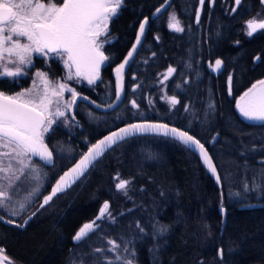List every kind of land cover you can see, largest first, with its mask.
Listing matches in <instances>:
<instances>
[{"label": "trees", "instance_id": "trees-1", "mask_svg": "<svg viewBox=\"0 0 264 264\" xmlns=\"http://www.w3.org/2000/svg\"><path fill=\"white\" fill-rule=\"evenodd\" d=\"M199 1L172 0L182 34L159 29V44L143 40L134 51L123 73L124 97L113 110L103 113L104 129L94 133L104 115L78 101L66 119L56 118L45 133L53 152L51 166L31 158L41 171L38 177L29 167L14 177L0 175V185L10 196L8 208L36 189L34 199L16 215L0 208L13 223L32 214L23 228L0 222V248L13 264H264V124L248 125L232 109L236 97L264 75V30L244 37L241 25L259 8V0H244L239 12L245 7L249 11L234 16L228 13L231 0L212 4L205 0V12L197 19ZM160 2L123 0L118 15L109 21L107 34L98 41L108 57L100 78L92 85L85 79L75 84L78 92L101 105L113 101L110 70L130 49L138 21ZM164 18L162 14L149 24L161 26ZM257 54L262 59L255 63ZM216 55L225 65L214 78L204 66L207 58ZM34 60V67L48 77L61 78L64 68L59 61ZM169 67L175 71L165 80ZM29 73L30 69L22 79L0 82V90L19 91L29 84ZM161 89L179 103L173 106L164 101ZM136 119L173 124L200 140L215 163L220 187L197 153L184 144L161 135H138L112 146L75 186L39 207V198L56 176L88 144L115 124ZM117 174L129 181L125 190L115 187ZM105 202L108 212L97 219ZM244 202L262 205L238 208ZM223 206L221 228L219 208ZM93 220L98 227L81 241H73L76 230ZM110 241L115 242V251L108 250L113 249ZM69 248L87 250L67 252ZM219 248L222 258L217 255Z\"/></svg>", "mask_w": 264, "mask_h": 264}, {"label": "snow or ice", "instance_id": "snow-or-ice-1", "mask_svg": "<svg viewBox=\"0 0 264 264\" xmlns=\"http://www.w3.org/2000/svg\"><path fill=\"white\" fill-rule=\"evenodd\" d=\"M214 3V0H212ZM239 5L241 0H235ZM264 3V0H261ZM205 0H200L203 5ZM123 5V0H0V78H16L24 74L26 65L33 63V54L43 57L56 56L63 60L69 73L75 69V76L87 80L88 84L95 83L100 78L101 65L108 60V57L101 51L102 44L99 43L101 35L108 32V24L111 18L118 15L119 9ZM163 7V5H162ZM160 9H157L159 12ZM235 11V9H233ZM199 19V13H197ZM147 21H145L146 23ZM145 23L140 24V33L143 34ZM247 35L252 36L258 30H264V19L252 18L246 22ZM169 28L180 32L183 28L180 21L173 13L169 18ZM23 38L26 42H21ZM140 43V36H137V44ZM133 50L129 51L124 63L116 68L117 85L116 98L120 99L122 91V71L132 57ZM257 59H262L257 57ZM221 60H216L214 70L220 69ZM211 67V65H210ZM175 69L169 67L164 79L167 80ZM36 76L41 79L43 88L38 90L36 82L31 88L17 92L14 95H7L0 91V148L8 151L0 152V172L11 171V159L8 166H3V158L11 157L18 159L21 165L20 171L24 167H32L25 164V160H31L33 156H38L45 161H51L53 152L49 150L44 142L45 133H48L52 125L56 123V118L65 117V112L60 110L61 98L65 90L71 92L72 99L63 101L65 108H71L79 94L76 90L70 89L67 83H56L49 81L43 72H37ZM71 79V75L68 77ZM231 76L228 78L229 91H231ZM53 98H56L55 101ZM87 99V98H85ZM174 106L179 101L176 97H169ZM55 102L56 109L52 111ZM94 103V102H93ZM134 106L135 101L132 102ZM112 107V105H108ZM236 107L240 114L249 121H264V79L257 80L252 86L239 97ZM135 133H157L164 136H171L178 139L183 144L190 146L193 150H198L207 168L220 180L217 169L205 145L189 135L187 131H181L175 127H169L163 123H132L118 131L111 132L98 140L88 148L78 163L56 181L52 187L51 194L44 196V203H49L58 192L66 189L83 174L89 165L100 157L105 149L118 140ZM38 177V172H37ZM19 179V177H17ZM115 185L118 190H125L129 184L128 180L120 179ZM6 200H10L8 191L0 187V208L5 206ZM24 207L23 204L20 205ZM109 204L105 202L100 208V219L108 212ZM16 215V212L12 213ZM35 215V213H33ZM12 223V221H8ZM27 223V221H25ZM95 220L85 223L73 236V240L81 241L90 232L94 231ZM113 251H115V242ZM101 252L102 249H95ZM4 249L0 248V256ZM219 255L223 257V249L219 250ZM4 259H7L4 257ZM8 264H13L8 261ZM108 264H111L109 261ZM132 264V261H127Z\"/></svg>", "mask_w": 264, "mask_h": 264}, {"label": "water", "instance_id": "water-1", "mask_svg": "<svg viewBox=\"0 0 264 264\" xmlns=\"http://www.w3.org/2000/svg\"><path fill=\"white\" fill-rule=\"evenodd\" d=\"M62 2V1H61ZM170 4V0H165L160 6H156L154 9H153V11L151 12V15H150V17H148V19L149 20H152L153 18H155L156 16H160L165 10H166V8H167V6ZM162 5H163V7H162ZM234 5H236V2L234 1V4H233V6ZM160 9V11L159 12H157V9ZM149 20H147V18L146 17H144V18H142L141 19V22L139 23V25H138V27H137V33H136V37L133 39V43H132V46H131V48L130 49H128L127 50V52H126V54H125V56L123 57V59L119 62H117V63H115V65L112 67V70H110V74H112V77H113V85H114V88H115V90H114V99H113V101L111 102V101H109V102H107V103H104V105H101L100 103H97L96 101H94V100H91V98H89L88 96H85V95H81L80 93H78L79 94V96H78V98H77V100H76V103L78 102V101H85L87 104H89L91 107H93V108H95L96 110H98V111H101V112H106V111H110V110H113L116 106H117V104H118V102L119 101H121L122 99H123V97H124V94H123V91H124V84H123V79H124V74H123V72H124V69H126V67H127V65L129 64V63H127L126 65H125V67H124V69H123V71H122V74H121V76H122V91H121V93H120V99L119 100H117V98H116V85H117V74H116V68L121 64V63H124V60H125V58L128 56V53H129V51H132L133 50V45H136V48H138L139 47V45H140V43H138L137 44V36L139 35L140 36V41H141V38L143 37V34H144V32H143V34H141L140 33V24L141 23H145V21H147L146 23H145V27H147V24H148V21ZM145 29V28H144ZM136 48H135V50H136ZM134 53L135 52H133V55H134ZM133 55H132V57H130L129 58V60H128V62L133 58ZM219 58H216V60H218ZM216 60L213 62V65H211V67H209L208 68V70H210L213 74H214V76H216L220 71H221V67H220V69H216V70H214V65H215V62H216ZM219 60H221V59H219ZM256 60H257V56H255V58H254V61L256 62ZM222 61V60H221ZM207 64H208V62H207ZM222 65H223V62H222ZM221 65V66H222ZM103 66H105V62L101 65V69H100V71L102 70V67ZM74 69V68H73ZM74 71H75V69H74ZM75 73V72H74ZM79 78H82V77H79ZM261 79H264V75L263 76H261V78H259L258 80H261ZM87 81V80H86ZM256 82V80L254 81V82H252L251 84H249L248 85V87H247V89H245V90H243L237 97H236V99H235V102H234V106H232V109L235 111V113H236V117H237V119L238 120H241V121H243V122H245V123H248V125H250V124H258V126L259 125H261V124H264V121H249V120H247V119H245L241 114H240V112H239V110L237 109V107H236V102H237V100L239 99V97L241 96V95H243V93L245 92V91H247L251 86H252V84L253 83H255ZM92 85V84H91ZM85 98H87V99H85ZM94 102V103H93ZM74 105V104H73ZM73 105H72V107H73ZM108 105H112V107H108ZM132 123H163V124H165L164 122H162V121H154V120H150V119H146V120H143V119H136V121H133V120H131V121H127V122H125L124 124H122V123H119V124H115V127H111L110 129H108V130H106L105 131V133H103V134H100L99 136H97V138H95V140L93 141V142H91L90 144H88L85 148V151L84 152H82L80 155H78L76 158H75V161L74 162H72L70 165H68L66 168H65V170L64 171H62L58 176H56V178H55V180H54V182H52L51 183V185L46 189V193L44 194V195H42L41 196V198H39V200H38V205H39V207H41V204H43L44 203V200H43V198H44V196H47V195H49V194H51V191H52V187L53 186H55V184H56V181L57 180H59V178L61 177V176H63L64 175V173L65 172H68L71 168H73L74 166H75V164L76 163H78L79 162V160L81 159V157H82V155L84 154V153H86L87 151H88V148L89 147H91V145L92 144H94V143H96L98 140H101V139H103V137L104 136H107V135H109L111 132H114V131H118V129H120V128H124V127H127V125L128 124H132ZM168 125H169V127L171 128V127H175V125H173V124H169V123H167ZM175 128H177V127H175ZM178 129H180L181 131H185V130H183V129H181V128H179L178 127ZM138 135H145V136H147V135H155V136H157V135H161V136H164V135H162V134H157V133H135V134H132V135H129V136H127V137H125L124 139H121V140H118L117 142H115L114 144H112L111 146H109V147H107L106 149H105V151L103 152V154L102 155H104V154H106V152L109 150V149H111L112 148V146L114 147L118 142H121V141H125L126 139H128V138H130V137H137ZM189 135H192L191 133H189ZM193 136V135H192ZM166 138H172V139H174L176 142H180V143H182L181 141H179L178 139H175V138H173V137H171V136H165ZM217 137V133L216 134H214V136L212 137V138H210V143H213V141H214V139ZM196 138V137H195ZM44 142H45V140H44ZM46 143V142H45ZM47 144V143H46ZM183 144V143H182ZM185 145V144H184ZM189 150H191V151H193L194 153H197V155H198V157L200 158V161H201V163H203L204 164V162H203V159L200 157V155H199V153H198V150H193L190 146H187V145H185ZM205 148H206V146H205ZM207 149V148H206ZM50 150V149H49ZM51 151V150H50ZM101 155V156H102ZM100 156V157H101ZM100 157H98L95 161H93L90 165H89V167L87 168V169H85L84 170V172H83V174L82 175H80L78 178H75V181L73 182V183H71V185L69 186V187H67L66 189H64V190H62V191H60V192H58V193H62V192H66V190L68 189V188H70L71 186H75L76 185V183L79 181V179L82 177V176H85V174H86V172L89 170V168H90V166L91 165H94L95 163H96V161L97 160H99L100 159ZM32 159H36L37 161H40L41 163H42V165H46V166H51L52 164H53V160H51V161H45V160H42V159H40V157H38V156H33L32 157ZM214 165H215V163H214ZM204 166H205V168L207 169L206 171L208 172V174H210L214 179V182L220 187V183H219V181H217V179H216V175H214L208 168H207V166L204 164ZM216 167V166H215ZM218 174V173H217ZM219 175V174H218ZM57 193V194H58ZM56 196V195H55ZM55 196H53V198L55 197ZM262 205V203H260V202H254V203H251V202H244V204H240V205H238V208H240V209H243L244 210V208H251V209H254V207H258V206H261ZM44 206H46V204L44 205ZM219 213H220V215H221V218H222V221H221V225H222V227L221 228H223V224H224V220H225V210H226V208L223 206V207H221V208H219ZM31 216H32V214H28L27 216H26V218L24 219V220H22L20 223H16L20 228H23V227H25L26 226V223H25V221H28L30 218H31ZM8 221H10V220H8L7 218H3V216L2 215H0V222H2L3 224H12V223H9ZM86 223V222H85ZM84 223V224H85ZM84 224H82L80 227H82ZM79 227V228H80ZM79 228L76 230V232L79 230ZM75 232V233H76ZM75 235V234H74ZM72 240H73V238H72ZM73 241H75V240H73ZM77 242V241H76ZM219 250H220V248L218 249V252H217V255L219 256V257H221L220 255H219ZM4 257H6L7 259H4ZM12 261L8 256H5L4 255V253L2 254V256H0V264H8V261Z\"/></svg>", "mask_w": 264, "mask_h": 264}, {"label": "rangeland", "instance_id": "rangeland-1", "mask_svg": "<svg viewBox=\"0 0 264 264\" xmlns=\"http://www.w3.org/2000/svg\"><path fill=\"white\" fill-rule=\"evenodd\" d=\"M41 2H44V1H42L41 0ZM174 13V11L172 10V11H170L169 10V12L168 13H166V15H165V20L166 21H169V18H170V16L172 15ZM175 14V13H174ZM176 15V14H175ZM252 18H256L257 20H261V19H264V10H262V11H258L257 13H255V15L254 16H251L249 19H247V21L248 20H250V19H252ZM180 21V20H179ZM246 32H247V27H246V30H245ZM21 42L23 43V42H26L23 38H21ZM39 56H41V55H39V54H33V60H34V58L35 57H39ZM43 57V56H42ZM54 58H56L57 59V61H59L60 63L59 64H61V66H63V68H64V72H63V74H62V76H61V78H59V77H48L47 76V79L49 80V81H54V82H56V83H67V85H68V87L70 88V89H75L76 90V92H78L77 91V89L75 88V84H78V83H80V82H82V80L81 79H79L78 77H76L75 76V74H74V70L72 69L71 70V74L69 73V70H68V68H66L65 67V65H64V63H63V60L62 59H60L59 57H56V56H54ZM29 65H26V67H28ZM25 67V66H24ZM37 72H43V73H45L46 74V72L43 70V69H34L32 72H30L29 73V84L28 85H26L25 87H22V88H20V90L18 91H16V92H14V93H11L10 95H14L15 93H17V92H20V91H23V90H25V89H28V88H31L32 86H33V82L35 81L36 82V85H37V89L38 90H40V89H42L43 88V83L41 82V79L40 78H38L37 76H36V73ZM47 75V74H46ZM69 75H71V79H69L68 77H69ZM164 78V77H163ZM163 89V88H162ZM158 90L159 92H160V95H161V97H162V99L164 100V101H167L168 103H171L170 102V100H169V97H172V96H168V95H165L164 93H163V90ZM55 99L56 98H53V100L55 101ZM72 99V96H71V92L70 91H68V90H65V92H64V94H63V97L61 98V104H60V110L61 111H64L65 112V114H68L69 113V111H70V109L69 108H65L64 107V105H63V101H68V100H71ZM55 109H56V104H55V102L53 103V105H52V108H51V110L52 111H55ZM100 112V114H101V116L102 115H104L103 114V112H101V111H99ZM106 121V117H105V115L103 116V118L101 119V122H99L96 126H94L95 128V131H94V133L95 132H97L99 129H104L105 127V125L103 124L104 122ZM4 151H8V149H3V148H0V152H4ZM11 159V171L10 172H8V173H3V172H0V175L1 176H3L4 174H7V175H10L11 177H14V175H17V174H19V171H20V169H21V165L19 164V162H18V159H12L11 157H4L3 158V166L4 167H7L8 166V163H9V160ZM25 164L26 165H28V164H31L34 168H35V170L36 171H33V168L32 167H29L30 169H31V171L33 172V174L34 173H36V172H40L41 173V171L38 169V165L36 164V163H33L31 160L29 161V160H25ZM4 177H6V175L4 176ZM34 177V176H33ZM7 178V177H6ZM8 179V178H7ZM0 187H1V185H0ZM36 188V187H35ZM5 189H7V188H4V190ZM36 191V189H34V193H31L30 195H29V197H25V199H21V200H18L17 202H12L11 204H13V206H11V208H8V204L10 203V201H8V200H6V205L4 206V207H2L5 211H7V212H9V213H13V212H16V213H18L20 210H21V207H20V205L21 204H23L24 206H26V204H28L32 199H34V197H35V192ZM109 251H111L112 250V248L111 249H108Z\"/></svg>", "mask_w": 264, "mask_h": 264}, {"label": "flooded vegetation", "instance_id": "flooded-vegetation-1", "mask_svg": "<svg viewBox=\"0 0 264 264\" xmlns=\"http://www.w3.org/2000/svg\"><path fill=\"white\" fill-rule=\"evenodd\" d=\"M165 0H161V2L160 3H158L156 6H160L163 2H164ZM234 1L235 0H231V2L229 3V6H230V11L228 12L230 15H232V16H234L236 13L238 14H240V13H242V15H244L245 14V12L246 11H249V9L247 8V7H245V8H243L244 10H242L241 12H239L240 11V8H241V6H240V4H241V2H244V0H241V2H240V4L239 5H234L233 6V4H234ZM200 2V1H199ZM213 2H212V0H210V3L209 4H212ZM171 5H172V0H170V4L167 6V8H166V10L162 13V14H165L166 15V13H168L169 12V10L170 11H174V13L176 14V11H175V9H171ZM258 5H259V8L252 14V16H254L255 15V13H257L258 11H262V10H264V3H262L261 2V0H259L258 1ZM156 6H154L153 8H152V11H153V9L156 7ZM197 8H198V10H197V13H199V15L200 14H203V12H205V7H203L200 3L198 4V6H197ZM233 9H235V11H233ZM242 9V8H241ZM151 11V12H152ZM162 14L160 15V16H162ZM151 15V14H150ZM150 15L149 16H144V17H146L147 18V20H149L148 19V17H150ZM144 17H142V18H144ZM158 16H156L155 18H157ZM141 18V19H142ZM155 18H153V19H155ZM250 18V17H249ZM152 19V20H153ZM178 19V18H177ZM152 20H149L148 21V24H147V27H145V29H144V34H143V37L141 38V43H142V41L143 40H145V41H147V42H150V43H155V44H159L161 41H160V38L162 37V33H161V30H159V29H162V30H164L166 33H181L182 34V31H180V32H177V31H175V30H173V29H171V28H169V21H166L164 24H162L161 26L160 25H158V26H152L151 27V24H149L150 22H152ZM178 20H180V19H178ZM141 22V20L140 21H138V23L136 24V27H134V30H133V34H132V38H130V42H131V44H130V48H131V46H132V41H133V39L136 37V33H137V27H138V25H139V23ZM246 22H247V20H245V22L244 23H242L241 25L243 26V31H244V37H252V36H248L247 35V32L245 31L246 30V27H247V24H246ZM180 25H181V27H182V24H181V20H180ZM232 25H229V27H231ZM154 28H158V29H154ZM260 31H262V30H258L257 32H260ZM256 32V33H257ZM256 33H254L253 35H255ZM140 43V44H141ZM137 49V48H136ZM102 51V50H101ZM127 52V51H126ZM106 55V54H105ZM255 56H257L258 57V54L257 55H255ZM255 56H253L254 58H255ZM46 58V59H55V60H57L56 58H54V56H48V57H42V56H39L38 58ZM216 58H219V59H221L222 60V62H223V65L221 66V71L216 75V76H214V74L210 71V70H208V68L210 67V65H213V62L216 60ZM254 58H253V62H255L254 61ZM123 59V58H122ZM106 62V61H105ZM207 62H208V64H207ZM258 62V59L256 60V62L255 63H257ZM34 63H35V60H33V63L31 64V65H29L28 67H26L25 66V70L28 72V70L30 69V72H32L34 69H36L35 67H34ZM224 65H225V62H224V59L223 58H221L220 56H218V55H216V57H212V58H207L206 59V61H205V66H204V69L205 70H207V72L212 76V77H214V78H217V76L218 75H220L222 72H223V68H224ZM127 68V67H126ZM38 69V68H37ZM74 70V69H73ZM125 70V69H124ZM75 72V71H74ZM124 73V72H123ZM24 74H25V72H24ZM24 74H22V76H19V77H16V78H18V79H22V78H24ZM75 74V73H74ZM79 78V77H78ZM9 79L10 78H0V82L2 83V81H4V83H9L8 81H9ZM79 79H83V78H79ZM84 80V79H83ZM88 83V82H87ZM124 89H125V87H124ZM0 91H3V90H0ZM7 95H10L11 93H14V92H10V93H7L6 91H4ZM16 92V91H15ZM77 93H80V92H77ZM123 93H124V91H123ZM81 94V93H80ZM82 95V94H81ZM74 106V105H73ZM71 109H73V107H71ZM0 215H2L1 214V212H0ZM3 216V215H2ZM3 218H6V217H4L3 216ZM9 220V219H8ZM22 221V220H21ZM20 221V222H21ZM13 222V221H12ZM20 222H16V223H20ZM16 223H12L15 227L16 226H18ZM3 224V223H2ZM67 252H69V251H74V250H76V252H80V251H86L87 250V248H80V249H77V248H69V249H65Z\"/></svg>", "mask_w": 264, "mask_h": 264}]
</instances>
